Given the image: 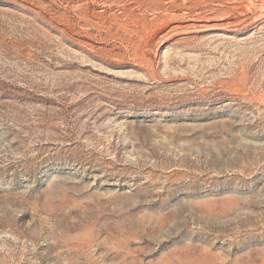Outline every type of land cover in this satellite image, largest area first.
Returning <instances> with one entry per match:
<instances>
[{
	"label": "rangeland",
	"instance_id": "1",
	"mask_svg": "<svg viewBox=\"0 0 264 264\" xmlns=\"http://www.w3.org/2000/svg\"><path fill=\"white\" fill-rule=\"evenodd\" d=\"M0 264H264V0H0Z\"/></svg>",
	"mask_w": 264,
	"mask_h": 264
}]
</instances>
